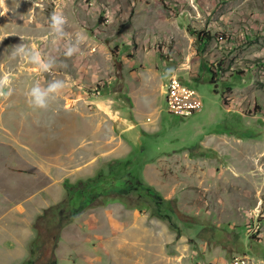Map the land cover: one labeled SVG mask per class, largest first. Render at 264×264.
<instances>
[{"label":"rangeland","instance_id":"374dc122","mask_svg":"<svg viewBox=\"0 0 264 264\" xmlns=\"http://www.w3.org/2000/svg\"><path fill=\"white\" fill-rule=\"evenodd\" d=\"M0 13V264H264V0H0ZM19 43L58 63L10 60ZM172 75L202 103L191 116L168 112ZM57 78L45 108L28 103ZM85 185L92 204L71 218Z\"/></svg>","mask_w":264,"mask_h":264},{"label":"clouds","instance_id":"9594fccd","mask_svg":"<svg viewBox=\"0 0 264 264\" xmlns=\"http://www.w3.org/2000/svg\"><path fill=\"white\" fill-rule=\"evenodd\" d=\"M66 22V17L62 12L54 11L49 14L48 27L54 40H60L65 36ZM84 38L85 37L82 33L76 32L72 38L65 40L62 55L67 57L78 52L80 42ZM7 55L10 60H24L28 64L37 66L42 71H48L54 64L58 63L56 57L52 55H42L39 50L32 49L24 43H19L9 47ZM171 71L172 69L169 68L168 72ZM8 82L9 77L7 75L0 76V96L10 94L11 89L5 88ZM64 87L65 82L59 78L49 80L44 85L33 83L26 93L28 103L35 108H45L49 101Z\"/></svg>","mask_w":264,"mask_h":264},{"label":"built area","instance_id":"2783aa9c","mask_svg":"<svg viewBox=\"0 0 264 264\" xmlns=\"http://www.w3.org/2000/svg\"><path fill=\"white\" fill-rule=\"evenodd\" d=\"M165 94L168 112L183 118L191 116L202 106L195 90L173 75L168 79Z\"/></svg>","mask_w":264,"mask_h":264},{"label":"trees","instance_id":"16d2710c","mask_svg":"<svg viewBox=\"0 0 264 264\" xmlns=\"http://www.w3.org/2000/svg\"><path fill=\"white\" fill-rule=\"evenodd\" d=\"M82 187V186H81ZM74 188V190H75V192L77 191V190H79V196H80V198H81V200H82V203H81V206H80V208H78V209H75L74 210V212L72 213L71 212V214H72V216H71V218H76V217H80L81 215H82V213H83V211L85 210V209H87V208H89L90 206H91V204H92V201H93V193L91 192V191H95L94 189H93V186H87L86 187V185L84 186V187H82V188ZM65 188H66V190L68 191V193L69 194H72L74 191H73V187H70V186H68L67 184H65ZM60 208H58V207H50L48 210H46V212H45V215L44 216H46L47 214H49V213H52L53 212V214H55L56 215V213L58 212V210H59ZM44 216H40V217H38V221H42L43 220V218L44 219H46V217H44ZM72 220V219H71ZM68 223H64V224H62L60 227H59V229L57 230V235L54 237V239H55V245H56V243H57V241L59 240V238H60V232H61V230H62V228H64V226H66ZM59 232V233H58ZM42 244H43V242H42ZM32 247H33V244H32ZM55 247V246H54ZM34 251V250H33ZM53 264H58L56 261H54L53 262Z\"/></svg>","mask_w":264,"mask_h":264},{"label":"crops","instance_id":"0c3cea01","mask_svg":"<svg viewBox=\"0 0 264 264\" xmlns=\"http://www.w3.org/2000/svg\"><path fill=\"white\" fill-rule=\"evenodd\" d=\"M103 140H105V137L103 138V139H101L100 140V138L99 137H95V142L93 143V148H99V147H102V145H103ZM89 149V148H88ZM89 157H90V154H89ZM42 165H44V164H42ZM45 167L47 168V165H45ZM44 167V168H45Z\"/></svg>","mask_w":264,"mask_h":264},{"label":"flooded vegetation","instance_id":"af4514ba","mask_svg":"<svg viewBox=\"0 0 264 264\" xmlns=\"http://www.w3.org/2000/svg\"><path fill=\"white\" fill-rule=\"evenodd\" d=\"M125 180H126V179H125ZM122 181H123V180H122ZM122 181H121V182H122ZM117 184H118V183H117V181H116V184H115V185H116V186H115L116 188H117ZM110 185L112 186V184H110ZM103 189L106 190L107 188H103ZM91 192L94 194L95 191H91Z\"/></svg>","mask_w":264,"mask_h":264}]
</instances>
